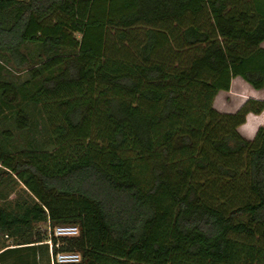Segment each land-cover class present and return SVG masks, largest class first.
I'll return each instance as SVG.
<instances>
[{"label": "trees", "instance_id": "obj_1", "mask_svg": "<svg viewBox=\"0 0 264 264\" xmlns=\"http://www.w3.org/2000/svg\"><path fill=\"white\" fill-rule=\"evenodd\" d=\"M263 43L264 0H0V69L28 73L0 76V123L53 144L15 154L0 131V185L32 198L0 205V259L52 264L51 240L81 255L55 264H264V126L238 131L264 101L214 107L234 78L264 88Z\"/></svg>", "mask_w": 264, "mask_h": 264}, {"label": "rangeland", "instance_id": "obj_2", "mask_svg": "<svg viewBox=\"0 0 264 264\" xmlns=\"http://www.w3.org/2000/svg\"><path fill=\"white\" fill-rule=\"evenodd\" d=\"M139 31L141 32V30ZM110 33L111 37H113L114 32ZM262 46L264 47V43ZM31 48L34 49V47ZM129 51L132 50L129 49ZM0 76L7 80L20 83L28 77V73L24 69H17L12 63H4L3 68L0 69ZM251 99L264 101V88L262 90H255L243 79L234 78L231 82L230 90L221 91L217 95L214 101V107L221 113L233 114L238 111L245 102ZM28 110L33 113L34 118L40 116L38 111H34L32 106H30ZM13 123L12 110H7L4 122L0 123V131L9 128L13 131L15 136L9 141V147L15 154L23 150L31 149L33 146L46 149H51L53 147V144H49L51 140L44 125L37 126L32 133L30 131L20 132L14 127ZM262 126H264V111L258 115L250 113L246 116L245 123L238 128V131L246 139L254 140L259 128ZM238 168L241 173L239 177L243 179L242 176L245 174L244 158L239 161ZM31 201L30 192L15 176L0 185V205H8L11 209L17 210L18 204ZM35 232H40L45 237L49 236V230L46 226L37 227ZM5 244L8 245L7 248H11L15 242L11 237H6ZM40 251L41 253L38 255L37 252L35 253L32 249H22L21 252L10 253L8 256L0 259V264H49L46 252Z\"/></svg>", "mask_w": 264, "mask_h": 264}, {"label": "built area", "instance_id": "obj_3", "mask_svg": "<svg viewBox=\"0 0 264 264\" xmlns=\"http://www.w3.org/2000/svg\"><path fill=\"white\" fill-rule=\"evenodd\" d=\"M49 233H51L49 231ZM79 234V228L75 225H59L53 230V235L57 238L73 237ZM51 235V234H50ZM51 250V263H78L81 261V255L75 252H58L56 255L52 254V241H47ZM59 246V243L57 244Z\"/></svg>", "mask_w": 264, "mask_h": 264}]
</instances>
